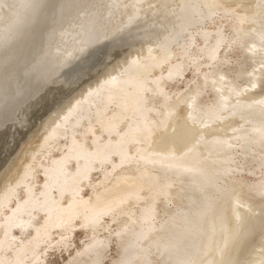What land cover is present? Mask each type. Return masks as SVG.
I'll list each match as a JSON object with an SVG mask.
<instances>
[{
	"label": "bare ground",
	"instance_id": "6f19581e",
	"mask_svg": "<svg viewBox=\"0 0 264 264\" xmlns=\"http://www.w3.org/2000/svg\"><path fill=\"white\" fill-rule=\"evenodd\" d=\"M77 228L67 264H264V0H0V264Z\"/></svg>",
	"mask_w": 264,
	"mask_h": 264
},
{
	"label": "rangeland",
	"instance_id": "374dc122",
	"mask_svg": "<svg viewBox=\"0 0 264 264\" xmlns=\"http://www.w3.org/2000/svg\"><path fill=\"white\" fill-rule=\"evenodd\" d=\"M214 26H215L214 24L213 25L208 24L206 27L211 28ZM224 51H225L224 49L221 50L220 56H224V55L226 56L227 55L226 52H224ZM227 56L230 58V60H229V58L227 57L228 60L230 61V65L232 66L235 63L234 54L227 55ZM192 74H193V72L191 70H188L185 74V77L182 79L181 83H179L178 87L184 88L185 86H187L189 84L191 85L193 83L191 81L193 80V78L195 76L194 74L193 75ZM97 175H98L97 173L94 174L92 181H97V179L99 177V175L98 176ZM250 177L256 178V176H250ZM239 178H242V176L240 175ZM83 192L86 195V194H88L89 189H86ZM114 225L115 224H113V226L111 227L112 228L111 231L116 229L117 226H114ZM54 238H57V236H55ZM85 238H86V235L84 234L82 229H80V228L75 229L74 233L70 239L71 242L69 243V246L67 248H62V249L57 248L58 249L57 250L56 245H53L52 248H49L46 250L47 252L46 251L43 252L44 253L42 255L43 260H44L43 264H67L66 262H69L70 261L69 259H71L72 256L74 255V253H75L74 251H77L87 241ZM112 244H113V242L111 243V246L108 250L110 252H108L106 254L107 257L104 261V264H109L111 259H113L116 256V253H115L116 246H115V243L113 245Z\"/></svg>",
	"mask_w": 264,
	"mask_h": 264
}]
</instances>
